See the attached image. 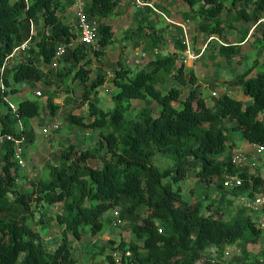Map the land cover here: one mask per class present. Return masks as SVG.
Returning a JSON list of instances; mask_svg holds the SVG:
<instances>
[{"label":"trees","instance_id":"1","mask_svg":"<svg viewBox=\"0 0 264 264\" xmlns=\"http://www.w3.org/2000/svg\"><path fill=\"white\" fill-rule=\"evenodd\" d=\"M86 1L89 17L99 22L96 46L76 43L77 32L65 22L75 0H0V105H9L7 98L20 92L18 84L52 85L44 80L43 67L54 62L56 47L63 44L67 50L60 59L70 67L69 72H74L73 82L79 81L83 87L79 100L81 105L88 104L91 118L87 121L86 116L75 114V107L67 114V122L99 133L93 149L84 151L68 145L58 165H48L47 180L31 181V193L16 189L21 167L14 160L15 143L6 140L0 145V264H77L74 243L84 235H102L105 215L111 214L108 224H113L116 211L125 221L117 227L126 228L134 237L129 243L120 242L110 253L101 248L100 254L108 264H224L227 247L235 244L243 254L236 257L237 263L264 264V256L251 260L248 252V246L263 237L253 217L241 206L228 221L221 208L233 202L226 200L228 194L235 199L264 191V175L258 167L253 173L232 165V152L237 146L226 133L227 129L237 130L249 144L264 146V72L251 76L258 67L264 68V63L257 58L250 69L227 83L251 98L246 106L226 92L212 96L213 106H209L194 74L187 75L184 67L176 69L175 53H156L155 59L135 74L120 60L110 77L102 73L93 79L95 60H107L108 48L115 42V30L107 20L118 14L122 0ZM182 1L190 8L185 18L197 22L196 30L205 37L206 49L217 43L218 54L225 59L241 53L251 30L258 29L264 18V0ZM155 14L149 6L135 10L131 20L134 28L126 31L125 41L135 39L133 47L157 52L164 42L165 29L157 27ZM224 14L228 17L223 18ZM42 23L44 30L33 35L32 25L39 27ZM236 26L240 27V44L229 43L226 34ZM48 28L50 33L46 32ZM28 41L36 45L22 52L28 53L27 60L2 71L13 51ZM124 51L123 45L121 57ZM65 76L59 73L60 79ZM171 76L179 85L164 92L159 85ZM106 83L117 89L110 111L99 107L98 90ZM188 84L191 88L184 98ZM54 99L55 95L48 96L47 109L52 115L61 109ZM133 101L144 102L135 114ZM154 104L160 112L157 116ZM40 109L38 101L22 100L15 112L10 109L0 115L1 133L24 137L22 148L34 145L36 135L30 121L39 118ZM224 121L232 125L227 127ZM25 154L23 149V157ZM158 155L171 162L169 167L161 169L154 164ZM91 160L101 161L102 166L93 167ZM230 174L240 176L243 185L225 187L224 177ZM191 177L204 184L207 191L213 179L218 180L220 208L212 213L209 210L216 200L191 204L184 199L182 183ZM35 204L62 205L55 219L64 226L62 240L52 252L46 251L43 237L31 225ZM128 251L131 256L126 255ZM114 253L120 254V263Z\"/></svg>","mask_w":264,"mask_h":264},{"label":"rangeland","instance_id":"2","mask_svg":"<svg viewBox=\"0 0 264 264\" xmlns=\"http://www.w3.org/2000/svg\"><path fill=\"white\" fill-rule=\"evenodd\" d=\"M158 9L163 11L165 15L169 18V21L161 18V16L155 14L154 19L156 25L159 29H165L164 42L159 46L157 53L166 56L169 54H177V65L176 69L184 67V71L187 75L191 73L194 74L196 81L201 85L203 93H205L211 101H209L210 106H213V97L212 93L214 91L218 92L220 96L224 91L222 87L231 88L232 97H239L242 95V100L246 105L251 102V98L246 97L243 92H238L235 87H229L227 83L235 79L238 75L244 73L250 69L254 61L258 58L260 63H264V18L260 21L261 24L258 29L251 30L250 40L245 44H242V50L239 55L232 57L231 59H225L218 54L217 43L210 45V47L204 52V54L190 67L185 66L182 63V60L186 57V48L183 44V35L184 29L182 24H190L189 26V38L191 40V49L193 54H200L206 39L204 36H200L196 30L197 22L196 21H187L185 18V13L190 11V8L183 4L182 0H163L159 2ZM251 6L250 9H252ZM116 14L110 21L111 25L115 30V42L108 48V59L103 61L101 59L95 60V71L92 78L94 79L98 74L105 73L107 77H110L109 74H113V67L120 60L123 61V64L131 69L132 74H135L141 67L155 59V53L147 54L143 56V53L140 51L142 47H133L135 39H131L128 42L125 41V33L129 30L130 27L134 28L132 24V16L134 14V9L131 5L122 2L121 7L117 10ZM188 11V12H187ZM171 12L174 13L175 17L172 18ZM232 15V14H231ZM228 17L227 14L223 15V18ZM65 22L73 26L75 31L76 29V14L73 11H68L66 14ZM44 24L42 23L39 27L36 26L35 34L37 32H42L44 29ZM52 30L48 28L47 33H50ZM240 27L236 26L235 29H227L226 34L229 37L228 41L232 44H240L241 36L239 34ZM38 40V36L36 41ZM224 41V40H223ZM225 42V41H224ZM227 42V41H226ZM36 42L28 44V49L34 47ZM125 47L124 55L122 56L121 49ZM259 55V53H261ZM22 55L20 60H18ZM18 59L10 64V66L19 63L20 61H26L28 58V53H20ZM17 58V57H16ZM122 58V59H121ZM70 67L66 63L58 59L55 64L46 65L43 67L44 80L53 83L52 85H45L44 83H38L35 86L31 85H21L18 84L20 92L15 95H10L8 99L9 104L18 105L22 100H35L40 103V116L39 118L33 119L30 121L31 127L35 131L36 142L34 145L23 148L26 152L23 157L26 160L27 167L25 169L20 168L19 178L16 182V189L21 192L31 193L32 186L31 181L38 182L40 180H47L49 178V167L48 165H58V159L62 151L70 144L75 145L78 149L89 150L93 149L97 141L99 140V133L91 129L81 128V127H72L67 122V114L74 110V113L80 116H86L87 121H91V118L88 117L89 106L88 104H82L80 98L83 94V87L80 85L79 81L73 82V73L69 72ZM174 70V74L177 70ZM71 71V70H70ZM264 72L263 67H258L254 70L251 76H255L257 72ZM64 72L67 74L65 79H60L59 73ZM173 74V73H172ZM170 84L167 86L171 87L172 83L179 85L178 81L171 77ZM173 86V85H172ZM220 87V89H219ZM191 84H188L187 87L183 90V97L185 98L189 94ZM68 89L70 91H68ZM106 89H109V93L105 92ZM38 91H42L43 97H36L35 94ZM117 93V89H114L112 85L102 86L98 90V99L100 101L99 107L105 111H110L113 109L114 104L112 102L113 95ZM49 95H55L54 103L61 106V109L55 114L52 115L47 109V101ZM80 105V106H79ZM144 105L143 101H134L132 102L133 113H137V110ZM178 104H176L177 106ZM154 115H159V109L154 104ZM11 108L9 105L2 103L0 105V115L5 114ZM12 110V109H11ZM54 123H59L60 128L51 132L46 136L43 131L49 128ZM224 124L227 127H230L232 124L229 121H224ZM226 133L234 138V143L239 148L245 147L247 149L253 146H248V142L243 138L241 132L234 129H227ZM1 145V144H0ZM90 164L93 167H101L102 162L99 160H91ZM154 164L161 169L169 167L171 162L168 159H165L158 155L154 159ZM258 168L262 175H264V155L259 161ZM251 172L256 173L258 170H251ZM218 180L213 179L212 184L210 185L208 191L207 187L204 184H200L197 179L191 177L182 183L184 191V199L191 204H195L197 201H205L206 204H210L211 201H215V204L211 207L212 213L215 212L218 208L221 207L220 193L217 190ZM208 195V198L206 196ZM206 199V200H205ZM227 201H233L231 204H223L222 209L224 212V218L228 221H231L232 218L239 212L241 209L239 198H235L228 194L226 197ZM124 205H121L123 208ZM33 209L35 211L34 218L31 220V225L34 230L41 234L43 237L44 247L46 251L52 252L62 240V231L64 226L60 225L55 219L59 213L62 211V205H53L49 206L47 204L34 205ZM210 213V212H209ZM111 214L108 213L104 217L105 229L102 235H99L97 238L90 235H84L82 240L76 241L74 243V257L77 260V264H108L105 255L100 254L101 248H106L107 253H110V249L122 241L129 243L134 237L133 234L126 230V228L117 227L113 224H108V218ZM42 217V218H41ZM145 217V214H144ZM42 219V223L41 222ZM44 219V220H43ZM49 219H54L51 222H45ZM45 222V223H44ZM113 242L115 244H113ZM248 252L252 258L255 260L260 256H264V239L262 238L256 245H249ZM216 256L215 252H213ZM243 257L241 248L239 244L232 245L227 247L225 254L222 259L224 264H240L237 263L236 257ZM196 264H203L202 261H198Z\"/></svg>","mask_w":264,"mask_h":264},{"label":"built area","instance_id":"3","mask_svg":"<svg viewBox=\"0 0 264 264\" xmlns=\"http://www.w3.org/2000/svg\"><path fill=\"white\" fill-rule=\"evenodd\" d=\"M126 4L131 5L134 10H141L146 6L152 7L157 15L161 16V18L169 21V18L165 15V13L157 8V4L163 0H123ZM74 11L76 14V29H77V40L76 43L88 45V46H96L97 39L99 36V22L97 19H91L87 13V1L86 0H75ZM182 28L184 29L183 40L186 46V57L182 60V63L186 66L190 62H194L198 60L202 54H193L191 49V40L189 38V24H182ZM215 38H210L209 41H212ZM218 40L220 43L222 41ZM29 41L23 44L22 46L17 47L10 57L7 59L11 61L16 58L17 55L26 51L28 49ZM207 48V43L205 45L204 50ZM67 50V46L63 44H59L56 47L55 52V60L52 64H55L58 59L62 58ZM143 53V56L150 54L148 52L140 50ZM157 52H155L156 54ZM6 66V64H5ZM4 66V68H5ZM4 70V69H3ZM36 97L42 98V91H38L35 94ZM213 97H218V92L214 91L212 93ZM10 108L13 112L16 111V106L13 104H9ZM19 127H22V124L19 123ZM60 128L59 123H54L49 128L45 129L43 133L48 136L51 132H55ZM24 137L22 139H17L14 136H5L0 131V144H3L6 140L12 141L15 143V153L14 160L18 163V165L25 169L27 167L26 160L23 158V148L22 142L24 141ZM253 151L247 152L243 148H236L232 152L231 163L237 169H248L249 171L255 170L258 165L261 157L264 155V146L260 145H252ZM244 183V180L238 175H226L224 177V185L229 189H234L237 187H241ZM240 205L243 209L247 210L249 214L253 217L257 227L263 232L264 239V191L255 193L253 197L250 196H242L239 198ZM125 221L120 218L119 212H114L113 214V225L114 226H122ZM127 256H131V252H126ZM114 258L117 263H120V254L114 253Z\"/></svg>","mask_w":264,"mask_h":264},{"label":"crops","instance_id":"4","mask_svg":"<svg viewBox=\"0 0 264 264\" xmlns=\"http://www.w3.org/2000/svg\"><path fill=\"white\" fill-rule=\"evenodd\" d=\"M122 2H123V0H122ZM183 4H185L184 2H183ZM122 5V4H121ZM186 5V4H185ZM187 6V5H186ZM188 12V11H187ZM172 18H174L175 17V15H174V13L173 12H171V15H170ZM111 19H109V20H107V22L108 21H110ZM188 22H189V20H187ZM108 23H110V22H108ZM111 24V23H110ZM189 26H190V24H189ZM205 45H206V43H204V46H203V48H202V51H201V53L200 54H204V52L207 50V49H205L204 50V48H205ZM201 55V56H202ZM106 59H108V56H107V58ZM103 61H105V59L103 60ZM95 63V62H94ZM194 62H190L188 65H186L187 67L189 66L190 67V65L191 64H193ZM94 66H95V64H94ZM174 73V72H173ZM109 75H111V74H109ZM170 82V79L168 78V80L165 82V84H160L159 85V88L160 89H162L164 92H166L169 88H171V87H176L177 85H175V83H172V85H171V87H169V86H167V84H170L169 83ZM107 85H110V84H105V86H107ZM114 88V87H113ZM223 89H224V91L226 92V93H228L231 97H232V92L231 91H234V90H231V88H225V87H222ZM237 90H238V92L240 91V92H243L242 91V89L241 88H239V87H235ZM114 89H116V88H114ZM219 89H220V87H219ZM221 90V89H220ZM109 89H106L105 90V92H107V93H109ZM204 95L207 97V103H208V105L210 106V104H209V101H211L212 99H210L205 93H204ZM233 98H236V99H240V100H242V95L240 96V98L239 97H233ZM134 102V101H133ZM248 146H252V144H249L248 143ZM238 148V147H237ZM240 148V147H239ZM241 148H243L244 150H246L247 152H252L253 151V149H251V147L249 148V149H247V145L245 146V147H241Z\"/></svg>","mask_w":264,"mask_h":264},{"label":"clouds","instance_id":"5","mask_svg":"<svg viewBox=\"0 0 264 264\" xmlns=\"http://www.w3.org/2000/svg\"><path fill=\"white\" fill-rule=\"evenodd\" d=\"M123 2H124V1H123ZM35 28H36V26L32 25V34H33V35H35ZM17 56H18V55H17ZM17 56H16V57H17ZM9 57H10V56H9ZM9 57H8V58H9ZM8 58H7V59H8ZM15 59H16V58H15ZM13 60H14V59H13ZM11 62H12V60H11V61H8V62L6 61V63H5L6 66H5V64H4L5 68H7V67L10 65ZM5 68L3 67V69H5ZM3 69H2V71H4ZM111 75H112V74H111ZM111 75H110V76H111ZM24 86H25V85H24ZM9 106H10V105H9Z\"/></svg>","mask_w":264,"mask_h":264}]
</instances>
